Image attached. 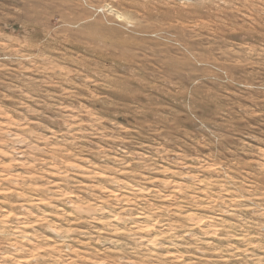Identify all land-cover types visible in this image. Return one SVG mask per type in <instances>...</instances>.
<instances>
[{
  "label": "rangeland",
  "instance_id": "1",
  "mask_svg": "<svg viewBox=\"0 0 264 264\" xmlns=\"http://www.w3.org/2000/svg\"><path fill=\"white\" fill-rule=\"evenodd\" d=\"M0 264H264V0H0Z\"/></svg>",
  "mask_w": 264,
  "mask_h": 264
}]
</instances>
